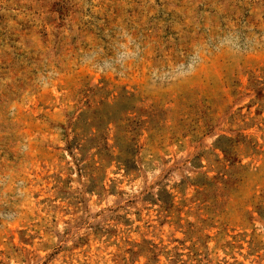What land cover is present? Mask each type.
<instances>
[{
    "label": "rangeland",
    "instance_id": "obj_1",
    "mask_svg": "<svg viewBox=\"0 0 264 264\" xmlns=\"http://www.w3.org/2000/svg\"><path fill=\"white\" fill-rule=\"evenodd\" d=\"M140 250L264 264V0H0V264Z\"/></svg>",
    "mask_w": 264,
    "mask_h": 264
},
{
    "label": "trees",
    "instance_id": "obj_2",
    "mask_svg": "<svg viewBox=\"0 0 264 264\" xmlns=\"http://www.w3.org/2000/svg\"><path fill=\"white\" fill-rule=\"evenodd\" d=\"M95 129H96L95 133H90L89 134V143H87V142L84 143L83 142L80 145L81 147L87 148V147L91 146V144H94L93 143L94 137H96V135H97L96 133H99V130H100L98 127H95ZM240 136L242 138H246L247 137V136H244V135H240ZM87 137L88 136H86V138ZM133 137L136 138L137 137V133L134 134ZM76 145L78 146V143H77V140L76 139H73L72 141L67 142V147L69 149L72 148V147L74 148V146H76ZM105 146L106 145H104V147ZM94 148L96 150L95 151V155H97L99 157L100 162H102L103 158L101 157V152L102 151H101L100 146L94 145ZM216 148H218L221 151V153L223 154V157L220 160L222 163H225L226 166L227 165L232 166L235 163V153H234V155H228V151L226 149H224V148H222L220 146L219 147H216ZM232 156H234V157H232ZM224 170H226V169H224ZM212 179H214V177ZM200 186H202V185H200ZM142 252L143 251L140 250V251L136 252V254H145V256H146L147 259H146V261H145L144 264H154V263H157L158 262V254L155 251L152 250V251H145L143 253Z\"/></svg>",
    "mask_w": 264,
    "mask_h": 264
}]
</instances>
